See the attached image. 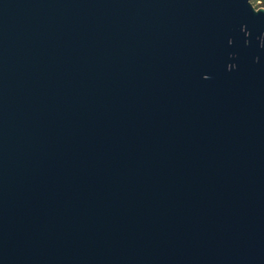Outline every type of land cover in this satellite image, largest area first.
Segmentation results:
<instances>
[{
    "label": "water",
    "instance_id": "95a60500",
    "mask_svg": "<svg viewBox=\"0 0 264 264\" xmlns=\"http://www.w3.org/2000/svg\"><path fill=\"white\" fill-rule=\"evenodd\" d=\"M0 264H264V8L0 0Z\"/></svg>",
    "mask_w": 264,
    "mask_h": 264
},
{
    "label": "trees",
    "instance_id": "16d2710c",
    "mask_svg": "<svg viewBox=\"0 0 264 264\" xmlns=\"http://www.w3.org/2000/svg\"><path fill=\"white\" fill-rule=\"evenodd\" d=\"M257 1H259V4L255 5V8L264 7V0H252L254 3Z\"/></svg>",
    "mask_w": 264,
    "mask_h": 264
},
{
    "label": "rangeland",
    "instance_id": "374dc122",
    "mask_svg": "<svg viewBox=\"0 0 264 264\" xmlns=\"http://www.w3.org/2000/svg\"><path fill=\"white\" fill-rule=\"evenodd\" d=\"M251 3H252L253 6H255V5L259 4V1H257V2L254 3V2H252V0H251ZM262 8H264V7H262Z\"/></svg>",
    "mask_w": 264,
    "mask_h": 264
}]
</instances>
